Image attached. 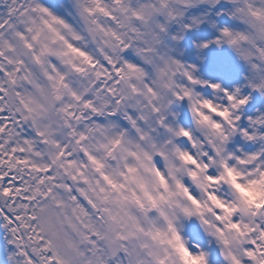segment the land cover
<instances>
[{
  "label": "snow or ice",
  "instance_id": "obj_1",
  "mask_svg": "<svg viewBox=\"0 0 264 264\" xmlns=\"http://www.w3.org/2000/svg\"><path fill=\"white\" fill-rule=\"evenodd\" d=\"M190 3L0 0V228L15 246L10 264H264V147L225 148L237 132L264 137L238 127L249 97L157 51L178 5ZM232 3L245 27H225L215 42L264 90V0ZM184 99L200 136L170 119ZM249 120L264 125V114ZM191 217L217 261L186 245L180 221Z\"/></svg>",
  "mask_w": 264,
  "mask_h": 264
},
{
  "label": "rangeland",
  "instance_id": "obj_2",
  "mask_svg": "<svg viewBox=\"0 0 264 264\" xmlns=\"http://www.w3.org/2000/svg\"><path fill=\"white\" fill-rule=\"evenodd\" d=\"M216 1L206 0L200 4L196 0H192V3L188 5H178L183 14L166 23V31L161 33V43L158 45L157 51L182 62L185 66L195 65L193 74L200 80L218 83L221 89H227L229 92L239 89V95L248 96L249 99L237 110V114L240 116V120L237 122L238 127L249 131L256 127L259 133H264V125L254 126L249 120V117L254 119L264 114V103L260 105V101L264 97V90L253 88L254 93H251L248 89L252 88L250 81H254L255 76L250 66L227 43L217 44L215 42L221 34V29L227 27L240 30L245 25L230 15L235 5L219 6ZM157 19L164 23L163 17H157ZM186 24L191 27L185 28ZM205 41H209L208 46L201 47L200 45ZM220 73L224 74L222 78L218 76ZM177 78L178 82H184L182 75L177 74ZM192 88L200 96L213 99L217 103H226L219 90L199 84L192 85ZM170 112L175 113L174 117L170 115V119H173L174 123L192 128L195 135H201L199 130H196L187 99L174 100L170 105ZM260 147H264V137L256 141H249L239 132L235 133L225 145L226 150L229 151L234 149L253 151ZM180 233L190 249L195 250L193 245L199 244L201 248L210 252L213 261L219 259L218 246L214 243L209 246L210 238L204 233L197 218L182 219ZM11 246L15 252V246Z\"/></svg>",
  "mask_w": 264,
  "mask_h": 264
}]
</instances>
